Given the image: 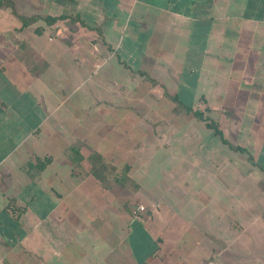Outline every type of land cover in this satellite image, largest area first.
<instances>
[{
    "label": "crops",
    "instance_id": "0c3cea01",
    "mask_svg": "<svg viewBox=\"0 0 264 264\" xmlns=\"http://www.w3.org/2000/svg\"><path fill=\"white\" fill-rule=\"evenodd\" d=\"M173 96L259 163L264 0H0V264H263L264 169Z\"/></svg>",
    "mask_w": 264,
    "mask_h": 264
},
{
    "label": "rangeland",
    "instance_id": "374dc122",
    "mask_svg": "<svg viewBox=\"0 0 264 264\" xmlns=\"http://www.w3.org/2000/svg\"><path fill=\"white\" fill-rule=\"evenodd\" d=\"M158 101H159L158 99H155L152 102L154 103V102H158ZM199 101L200 102L198 103V106H203L204 104H203V102H201L202 100H199ZM166 102H167V104L165 105V107H167V108H168V106H171V107L180 106L178 103H176L174 100H172L169 97H168V99H166ZM138 105L139 104L137 102L135 104V107H137ZM235 105H237V104H235ZM145 106H148V105L146 104ZM196 108H199V107L196 106ZM227 112H228V109L226 110V112H223L222 114H221V111H217V113H220V114H216L215 113V114H210V116L209 115L208 116L207 115H204V116H207V117H209L211 119L212 118L215 119L214 121L216 122V124L218 125L219 128L224 127V124L225 123L223 122V120H227L228 121L229 119H233V124L235 125V127H233L232 122H230L231 123V127H230V129H226L225 130V136L227 137L228 142L230 144H232L233 146H236V145L243 146V147H245L247 149V151H249V154L251 156L250 157L251 158L250 160H248V155H247L246 152H239V151L231 150V154L234 156V160L236 162H240V164H241V170H242V167L244 168V166H246V172L248 173V175L246 177V184H245V186L248 188V190H249L248 191V194L250 195V194H253L254 193L253 191L251 192V188H259V187L262 186L261 181L260 182H258L257 180L255 181L254 174H255V172L257 170H259L258 172H260L261 170L264 169V157L263 158H259L258 159V162L259 163L258 164L257 163L255 164V165H257L258 169H257V167H255L254 164L250 163L252 160L255 161L256 157L258 156V154L260 152V151H258L259 150V146H254L253 143H252V141H250L249 139L248 140H245V139H243V137L242 138L239 137V134L241 135V133H239V131H238V124H239L240 120L242 118H244V116L243 115H231L230 113H227ZM88 117H89L88 118V121L90 122V121H93L94 120V117L95 116L94 115H91V116H88ZM173 118H174L173 115L167 114V123H172L173 122ZM171 133H173V132L168 131V134H171ZM143 135H145V131L144 130H138V129L135 130V140L136 141L138 139H140L141 136H143ZM119 136H120L119 137L120 139L118 141L120 142L122 140V138L125 137V136L123 135V132L122 131H119ZM124 140H125V138H124ZM121 143H123V142H120V144ZM72 146H74V145H72ZM76 148L78 149V147H76ZM80 148L83 149V150H85L86 153L92 149V147L90 148V147H86V146H83V147H80ZM124 149H125V147H124ZM67 152L70 154V156L72 158L74 155H76L75 153H77L78 151L77 152L75 150L74 151H70L69 148H68L67 149ZM90 153L92 154L93 152L90 151ZM32 162H35V160L32 161ZM73 166L75 168H77V169L79 168L77 165H75V163L73 164ZM98 168L101 169V165L98 164ZM110 168H111L110 165L107 164V167L106 168H103L102 170L104 172H106ZM234 183H236V181ZM133 186L136 187L135 185H133ZM139 206L140 205H138V207ZM252 231L248 229V234L249 235L254 234L255 231L254 232H252ZM259 246H261L262 249H260L261 254H259L258 256H260V258L263 259L262 260V263L264 264V244H262V245L260 244ZM246 247H247V250H248V255H253L254 244L247 243L246 244Z\"/></svg>",
    "mask_w": 264,
    "mask_h": 264
},
{
    "label": "trees",
    "instance_id": "16d2710c",
    "mask_svg": "<svg viewBox=\"0 0 264 264\" xmlns=\"http://www.w3.org/2000/svg\"><path fill=\"white\" fill-rule=\"evenodd\" d=\"M48 22H53L55 21L56 19L54 18H49V19H46ZM25 22V21H24ZM172 100H174L176 103H178L180 106H175L176 108H181L183 109L185 112H187L188 114L191 113L195 118L197 119H200V120H203L206 124V126L210 129H212V131L218 135L223 141L224 143H226L231 150H234V151H239V152H246L247 155H248V160H250L251 156L249 154V151H247V149L243 146H233L232 144H230L228 142V140L224 139L223 138V134L221 132V130L219 129L218 125L216 124V122L214 120H212L211 118L209 117H205L202 112L200 111V109L198 108H193L190 104H186L184 102H182L179 98H177L176 96H173L171 98ZM69 150L70 151H76L77 152V148L75 146H70L69 147ZM94 158L95 156L98 157V159L100 158L99 154L96 153V152H93L91 154ZM93 158V159H94ZM49 159L50 157H44V158H35V162H32L35 164V166L38 167V169H42L47 162H49ZM93 164H91V167H92V171L93 173L95 174V176L99 179V180H103V177L101 176V172L103 171L102 169L103 168H106L107 167V164L105 162H98V163H94L92 162ZM250 163L254 164V161L252 160ZM98 164L101 165V169L97 168L98 167ZM102 170V171H101Z\"/></svg>",
    "mask_w": 264,
    "mask_h": 264
},
{
    "label": "built area",
    "instance_id": "2783aa9c",
    "mask_svg": "<svg viewBox=\"0 0 264 264\" xmlns=\"http://www.w3.org/2000/svg\"><path fill=\"white\" fill-rule=\"evenodd\" d=\"M139 209H140V210H143V206H139Z\"/></svg>",
    "mask_w": 264,
    "mask_h": 264
}]
</instances>
